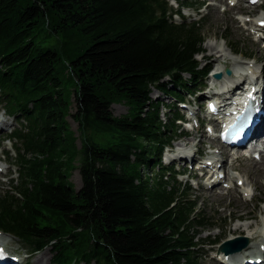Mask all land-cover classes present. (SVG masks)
<instances>
[{
  "label": "trees",
  "instance_id": "obj_1",
  "mask_svg": "<svg viewBox=\"0 0 264 264\" xmlns=\"http://www.w3.org/2000/svg\"><path fill=\"white\" fill-rule=\"evenodd\" d=\"M179 9L168 0H0V103L25 122L11 135L17 180L0 194L1 232L31 252L49 246L52 264H199L212 219L162 162L183 116L168 107L164 120L151 97L155 88L184 100L209 69L196 59L204 23ZM70 80L81 134H108L104 144L84 135L78 189L68 180ZM116 102L125 114L112 113Z\"/></svg>",
  "mask_w": 264,
  "mask_h": 264
},
{
  "label": "rangeland",
  "instance_id": "obj_2",
  "mask_svg": "<svg viewBox=\"0 0 264 264\" xmlns=\"http://www.w3.org/2000/svg\"><path fill=\"white\" fill-rule=\"evenodd\" d=\"M186 1L194 3L190 7L186 5L183 7L181 15L184 19L187 22L191 20L201 21L202 19L204 23L205 40L202 45L204 50L202 53L196 55V59L200 63V67L206 65L209 69L204 78H201V82L191 87L192 92L195 93L187 95V92H183L185 95L183 101L186 103L187 108L190 107V110L183 109L180 105L177 106L176 103L178 101H175L173 98L155 88L151 91V97L163 102L161 117L164 120H166L167 114L171 112L168 107L173 108L174 106L179 107L177 110L184 118H189V123L179 128V130H186L184 131V136H178L179 138L173 140L170 148L164 149L162 162L165 165L172 166V175H175L179 183L189 184L190 191L188 195L197 202V205L205 216L211 217L213 226H207L200 234V237L204 239L205 245L198 249V261L199 264H216L215 259L217 261L219 257L218 247L226 239L247 235L253 237V234L256 233L257 235L260 234V236L257 238L254 247H258L260 237L264 233V173L262 175L260 174V171L264 170V163H259L262 159L255 160L251 156L247 158L242 156L243 153L248 152L247 149L236 154L231 152L230 156L226 159V165L224 167L226 176L223 178V181L208 190V188L204 187V182L209 181L208 176H204L200 171H196L195 167H191V164L188 162L182 169L180 167L181 163L178 160L171 161L170 164L167 161L170 155L174 151H177L179 144H186L185 147H191L190 149L192 150L200 147L201 154L204 155L202 158L207 157L205 155H208V158H210L209 156L218 159L226 158V154L221 148L222 146L215 144L217 142H213L216 140V138L213 139L216 136L207 137L203 129L197 124L196 118L191 117L189 112L195 113L197 117L205 115V98L211 92L212 83L221 86L222 82H226L227 77L225 76L227 75L224 72L225 68L231 70V74L228 76L232 77L239 76L241 78L245 72L249 73L252 71L256 73L263 71L264 73V39L258 38V35L261 34L263 29H257L255 22L257 18H264V1L261 6H249L245 0ZM198 1L204 2V5L200 9L197 6ZM168 3L172 5L173 10H177L176 8L178 7L173 0H168ZM172 20L180 22L181 17L174 15ZM214 45L217 47L213 49ZM224 45L229 54L217 50L218 47H223ZM211 47L213 49L212 51H210ZM231 48L232 50L233 48H238V53L234 54ZM244 53H249L250 58L248 59ZM218 71L222 72L219 78L220 82L214 81V78L210 77L214 72ZM183 76L187 79L189 74L185 73ZM71 82L72 80L67 85L69 101L71 103L65 121L67 132L73 134L76 153L74 160H72L74 167L69 172L68 180L75 189H78L81 186L79 173L81 155L79 151L84 135L89 136L91 140L99 144H104L108 139V134L101 132L99 128L88 130L86 132L87 134H81L78 122L72 117V114L76 111V107L74 97L72 96V89L75 85L71 84ZM5 109L4 104L0 103V118L3 119L4 123L3 128L0 129V137L16 129H22L23 125H25L23 118L5 115ZM111 110L115 116L123 115L127 111V104L123 102L113 103ZM14 143L17 142L12 139L2 141L1 143L0 194L10 189L12 179L17 180L18 169L13 147ZM210 146H214L213 153L208 151ZM258 148L263 149L261 156L264 159V143H261V140L258 143ZM181 152L180 154H182ZM259 166L260 170H258ZM142 171L144 175L153 178L156 169L149 170L142 168ZM183 172L184 174H180ZM237 178H241L239 180L242 181V184L238 185L236 183ZM224 181L231 185V187H224L222 185ZM244 233L247 235H242ZM218 239L220 243H212ZM0 244L11 254L18 255L20 260L26 264H52L50 262L52 253L49 246L38 252H31L18 238L2 232H0Z\"/></svg>",
  "mask_w": 264,
  "mask_h": 264
},
{
  "label": "bare ground",
  "instance_id": "obj_3",
  "mask_svg": "<svg viewBox=\"0 0 264 264\" xmlns=\"http://www.w3.org/2000/svg\"><path fill=\"white\" fill-rule=\"evenodd\" d=\"M258 20H264V18H257V20L255 22H257ZM257 29L262 30L263 27L260 28L259 26H257ZM259 39H264V29L261 31ZM216 47L217 46L214 45L213 49ZM213 49L211 47L210 51H212ZM217 50L222 51V52H226L229 54L225 45L223 47H221V46L218 47ZM226 69H229V68H225V70H224L225 74H226ZM217 73L222 74L221 71H218ZM230 74H231V70H230ZM263 76H264L263 71H259L258 73L252 71V76H249L246 78L244 76H241V78L239 76H236V77L225 76V77H227V80H226V82H222L221 86H218V85H215V83H212V89L213 90L209 93L208 96H210V98L215 99L216 102L218 103V106H220L221 104H223L227 100V97L230 96V94L235 95L239 92L245 91L244 89H241V85L245 84V83H246V85L249 83L250 87H254V85H255L256 92L264 95ZM212 78H214L213 79L214 81H219V79H217L215 76H213ZM257 87H259V88H257ZM225 105H226V103L224 105H221L220 108H222V109L226 108L227 105L226 106ZM261 106H262L261 108L264 110V100H262ZM193 114H195V113H193ZM263 119H264V116L262 117V120ZM3 124H4L3 119L0 118V129L3 128ZM214 124H215V120H214ZM255 136H253L252 140L257 138V139L261 140V143L262 142L264 143V123L262 124L260 130L257 131ZM213 142H218V139L214 140ZM215 144H217V143H215ZM185 145L179 144V146L177 147L176 154H175L176 156H178L180 154V152L182 151L183 147H185ZM185 151H189V150H185ZM262 153L263 152L260 153V158H259L262 160L259 163H264V159L261 156ZM226 157H227V155H226ZM194 158L195 157H192L191 160H193ZM208 159H210V158H208ZM185 160H186V158H185ZM185 160L182 159V161H180V159H178V161L180 163L184 162ZM215 161H217V160H215ZM216 167H217V162L211 161V164L209 166H207V168H205L208 172L203 173V174L207 175L208 178L214 177V179H213L210 187L208 188V190L212 189L215 185L220 183V178L217 179V176L215 175L216 169H217ZM258 170H260V166H259ZM263 173H264V170H261L260 174L262 175ZM217 174H218V172H217ZM238 179H241V178H237V180ZM249 227H250V225H249ZM243 230H245V229H243ZM242 235H247V234L244 233ZM247 236H243V237H246L247 239L249 238L248 243L245 247H243L239 251H234V252H230V253H224V252L220 251L218 253L219 254V257L217 258L218 260L216 261V259H215V263L216 264H264V251L261 250V246L264 244V237H263L264 233H263V236L261 235V237H260V242L258 243L257 248L254 246L256 245V240L260 236V234L257 235L256 233H254L253 237H250V235H247ZM250 238H253L254 240L253 239L250 240Z\"/></svg>",
  "mask_w": 264,
  "mask_h": 264
},
{
  "label": "water",
  "instance_id": "obj_4",
  "mask_svg": "<svg viewBox=\"0 0 264 264\" xmlns=\"http://www.w3.org/2000/svg\"><path fill=\"white\" fill-rule=\"evenodd\" d=\"M226 73L230 74V70L226 69ZM214 76L216 78L220 77V73H215ZM248 243V239L246 237L243 236H237L235 238H230L227 240H224L218 247L219 251H222L224 253H230V252H234V251H239L241 250L243 247H245Z\"/></svg>",
  "mask_w": 264,
  "mask_h": 264
},
{
  "label": "snow or ice",
  "instance_id": "obj_5",
  "mask_svg": "<svg viewBox=\"0 0 264 264\" xmlns=\"http://www.w3.org/2000/svg\"><path fill=\"white\" fill-rule=\"evenodd\" d=\"M6 253L4 252L3 249H0V259H3L5 257ZM15 259V258H13Z\"/></svg>",
  "mask_w": 264,
  "mask_h": 264
}]
</instances>
